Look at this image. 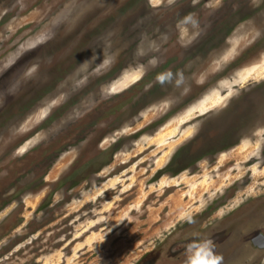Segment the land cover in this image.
Instances as JSON below:
<instances>
[{
	"label": "rangeland",
	"instance_id": "374dc122",
	"mask_svg": "<svg viewBox=\"0 0 264 264\" xmlns=\"http://www.w3.org/2000/svg\"><path fill=\"white\" fill-rule=\"evenodd\" d=\"M258 232L264 0H0V264H264Z\"/></svg>",
	"mask_w": 264,
	"mask_h": 264
},
{
	"label": "clouds",
	"instance_id": "9594fccd",
	"mask_svg": "<svg viewBox=\"0 0 264 264\" xmlns=\"http://www.w3.org/2000/svg\"><path fill=\"white\" fill-rule=\"evenodd\" d=\"M172 74L169 72L167 74L158 75L157 79L161 83L165 80H170ZM181 81L177 80V84ZM190 219V217H189ZM211 241H204L201 244L191 245L188 248V252L191 253L186 259V264H219V261L216 257L207 255V252H210Z\"/></svg>",
	"mask_w": 264,
	"mask_h": 264
},
{
	"label": "water",
	"instance_id": "95a60500",
	"mask_svg": "<svg viewBox=\"0 0 264 264\" xmlns=\"http://www.w3.org/2000/svg\"><path fill=\"white\" fill-rule=\"evenodd\" d=\"M252 243L254 246L264 248V235L262 233L257 234L253 239Z\"/></svg>",
	"mask_w": 264,
	"mask_h": 264
},
{
	"label": "flooded vegetation",
	"instance_id": "af4514ba",
	"mask_svg": "<svg viewBox=\"0 0 264 264\" xmlns=\"http://www.w3.org/2000/svg\"><path fill=\"white\" fill-rule=\"evenodd\" d=\"M257 234H259V232L257 233ZM256 248H259V249H262L261 247H258V246H255Z\"/></svg>",
	"mask_w": 264,
	"mask_h": 264
}]
</instances>
